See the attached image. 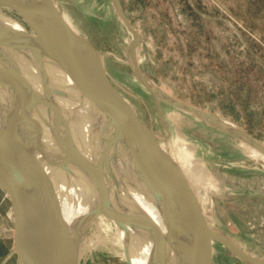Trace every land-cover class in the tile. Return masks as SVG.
Wrapping results in <instances>:
<instances>
[{"label": "water", "instance_id": "obj_1", "mask_svg": "<svg viewBox=\"0 0 264 264\" xmlns=\"http://www.w3.org/2000/svg\"><path fill=\"white\" fill-rule=\"evenodd\" d=\"M113 3L134 38L128 47L132 73L154 96L166 133L142 122L109 78L102 52L74 30L53 0H0V11L8 5L24 17L28 8L36 18L27 15L32 32L0 23V191L14 214L11 254L17 264H78L81 237L64 216L52 174L57 168L69 176L74 170L86 175L95 190V213L146 234L149 264H214L216 242L243 261L264 264L209 223L180 161L160 144L169 133L160 106L194 113L263 153L264 145L244 129L223 124L217 114L158 88L140 66L141 35L121 0ZM50 64L93 112L86 148L77 126L84 113L64 111L61 98L71 97V90L56 80ZM45 128L57 149L44 139ZM133 190L149 195L156 216L135 200Z\"/></svg>", "mask_w": 264, "mask_h": 264}, {"label": "rangeland", "instance_id": "obj_2", "mask_svg": "<svg viewBox=\"0 0 264 264\" xmlns=\"http://www.w3.org/2000/svg\"><path fill=\"white\" fill-rule=\"evenodd\" d=\"M53 1L102 52L109 78L142 122L166 133L154 96L132 73L128 47L134 38L113 0ZM121 2L141 35L143 73L173 98L227 118L264 145V0ZM1 8L32 32L18 11ZM160 108L169 129L160 144L180 161L211 226L264 259V153L194 113L164 103ZM214 248V264H250L220 243ZM95 250L82 264H123L122 254L108 257L102 245ZM17 262L11 251L0 258V264Z\"/></svg>", "mask_w": 264, "mask_h": 264}, {"label": "bare ground", "instance_id": "obj_3", "mask_svg": "<svg viewBox=\"0 0 264 264\" xmlns=\"http://www.w3.org/2000/svg\"><path fill=\"white\" fill-rule=\"evenodd\" d=\"M24 10L29 17H34L32 10L28 8ZM27 15L24 17L29 24L30 18ZM0 23L12 27L13 29L26 28L21 22L12 19L2 12H0ZM47 68L54 73L57 81L71 90V97L67 99L61 98L63 108L66 109L64 111L72 113L80 109L81 113H84L82 119H80L81 123L77 121V126L81 128L80 139H82L81 141L83 144L81 146L86 148V141L89 137L91 128L89 120L93 117V112L86 102H82V100L73 93L75 91L69 85L68 80H64L58 67L50 64L47 65ZM77 102H80V105L77 106L78 108L75 107ZM221 119L223 120V124L226 122L227 124L236 125L227 118L221 117ZM73 124L75 126V122ZM48 129L46 130L45 128L44 139L52 149H57V143H55L53 135H51L52 133ZM52 174L57 181V188L59 190L64 216L70 223V226L77 229L78 236L81 237L79 247L77 246L80 252L78 264H82L83 260L87 262L88 258L92 259L91 256L96 253L95 249L101 245L102 248L107 247V251L110 253L107 254L108 257L112 254H122L121 260L123 264H149L151 245L150 242H145L146 234L144 232L133 230L129 226L125 228L121 222L115 220L113 217L111 218L103 213L99 214L93 211L96 206V195L86 175L74 170L73 174L69 176L57 168L53 170ZM126 194L129 195L128 193ZM132 196L143 206L148 214L152 216L157 215L156 207L149 201L150 198L148 194L133 190ZM117 208L132 211V209L123 205H118ZM75 250L76 248L74 247V251Z\"/></svg>", "mask_w": 264, "mask_h": 264}, {"label": "crops", "instance_id": "obj_4", "mask_svg": "<svg viewBox=\"0 0 264 264\" xmlns=\"http://www.w3.org/2000/svg\"><path fill=\"white\" fill-rule=\"evenodd\" d=\"M6 198V195L0 194V258L5 254V252H10L14 246V214L11 202L8 207H6ZM251 255L264 261V259L259 258V256L253 254Z\"/></svg>", "mask_w": 264, "mask_h": 264}]
</instances>
